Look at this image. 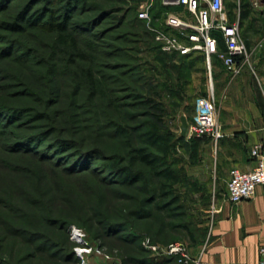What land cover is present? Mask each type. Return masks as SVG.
<instances>
[{
    "label": "rangeland",
    "instance_id": "1",
    "mask_svg": "<svg viewBox=\"0 0 264 264\" xmlns=\"http://www.w3.org/2000/svg\"><path fill=\"white\" fill-rule=\"evenodd\" d=\"M70 4L69 27L61 32L51 13L61 17ZM132 4L0 3V264H137L133 259L146 253L133 233L165 246L184 241L185 218L195 226L202 220L204 144L211 141L182 138L181 117L193 120L211 77L203 58L185 69L180 57L152 51L147 26L125 19ZM214 74L220 122L240 110L262 113L252 122L264 123V65L255 56L241 78L229 77L220 63ZM151 89L163 94L164 131L172 144L164 161L175 164L178 174L167 181L162 206L165 180L137 152L143 146L140 128L150 119ZM118 126L127 133L117 134ZM78 150L89 154L79 157ZM225 171L219 167L217 176L227 183ZM176 195L183 207L172 204ZM39 244L56 256L40 252Z\"/></svg>",
    "mask_w": 264,
    "mask_h": 264
},
{
    "label": "crops",
    "instance_id": "2",
    "mask_svg": "<svg viewBox=\"0 0 264 264\" xmlns=\"http://www.w3.org/2000/svg\"><path fill=\"white\" fill-rule=\"evenodd\" d=\"M225 3L228 5V0ZM231 5V20L240 24L248 50L257 64L264 65V0H232ZM167 11L193 19L184 6L167 7L162 0H155L153 14L157 23H163ZM190 57L203 58L212 79L218 63L231 78H241L247 68L246 64L234 75L217 54L209 59L205 52H194ZM262 116V113L232 110L228 119L220 122L221 137L217 141L208 138L211 142L204 144V216L198 226L192 222L191 231L186 229L188 235L184 238L194 257L191 264H259V249L264 244V189L259 186L253 198L233 203L228 194L229 180L224 183L219 179L217 170L224 168L231 176L234 167L243 170L255 167L257 160L252 149L257 143L264 146V123L252 122V119ZM210 148L215 153H211ZM178 262L172 258H157L158 264H182Z\"/></svg>",
    "mask_w": 264,
    "mask_h": 264
},
{
    "label": "built area",
    "instance_id": "3",
    "mask_svg": "<svg viewBox=\"0 0 264 264\" xmlns=\"http://www.w3.org/2000/svg\"><path fill=\"white\" fill-rule=\"evenodd\" d=\"M138 1V17L146 21L147 26L155 34L163 51L190 55L194 52L206 53L210 59L212 54L223 61L234 74L242 71L249 63L250 51L243 36L240 24L232 22L226 9V0H162L163 5L184 6L193 19L189 20L173 11H167L163 23H157L153 14L155 0ZM215 30H220L219 36ZM222 38L225 48H220ZM210 91L198 97L193 120L190 122L188 136L208 137L217 141L222 135L219 121L217 95L213 79L210 78ZM257 164L250 170L234 167L228 182L229 199L233 203L253 198L259 186L264 189V146L257 143L252 149ZM143 245L155 254L174 256L182 264H191L194 257L184 241L171 242L162 246L153 243L150 237L143 239ZM259 264H264V244L259 249Z\"/></svg>",
    "mask_w": 264,
    "mask_h": 264
},
{
    "label": "trees",
    "instance_id": "4",
    "mask_svg": "<svg viewBox=\"0 0 264 264\" xmlns=\"http://www.w3.org/2000/svg\"><path fill=\"white\" fill-rule=\"evenodd\" d=\"M4 1V0H0V3ZM131 2H134V4H132L131 6H129V8L125 9L124 12H128L127 15H125V19L128 21V23L132 24L133 26H147V23L145 20L140 19L138 17V7H139V3L136 0H129ZM72 3H78L80 4L82 2V0H71ZM74 4H70V6H68V8L65 9V13L63 16H58L55 13H53L54 11H52V15L51 17L54 19V25L61 30V32H65L68 30V25H69V20L70 17L68 16V11L69 9L73 6ZM107 11V9H105V12ZM244 12V11H243ZM112 13V11H111ZM243 14V13H242ZM48 15V12L43 13V15L38 16L37 14V18H35L34 23H41L42 20H44ZM104 17H108L107 15ZM103 17V18H104ZM229 17L230 20L232 19V10L229 11ZM33 18H31V20H33ZM63 19V20H61ZM61 20V21H60ZM232 21V20H231ZM233 22V21H232ZM147 31H146V38L151 39L150 41H152L154 43V46H152L150 49L152 51H158L160 54H162L163 56H165L166 58H173L175 59L176 57H180L182 60H184V62L181 64V68H185V69H191L195 62L196 59L195 57H190V55H179L177 53H168L162 50L161 48V44L159 41L156 40L155 38V34L152 30L149 29V27L147 26ZM220 40V48L224 49L225 48V44L222 41L221 37H218ZM76 40V39H74ZM150 42V43H152ZM152 43V44H153ZM171 56V57H170ZM89 77L92 78V81L95 82L93 76L90 75V72H88ZM150 92L153 93V95H151L148 99H147V105L148 108L150 110H148V115L150 116L149 120H146V124L143 125L140 128L141 131V138H142V143L143 146L137 148V152H138V156L140 158V160L146 164L147 166H149L159 177H161L162 179L165 180V182L162 183V187H163V192L160 194L161 198L160 201H162L160 203V206H162L164 203H167L168 201V192L167 191V185H169V183L167 182L168 180L170 181H174L177 179L178 174L176 171V167L175 164L174 166H168L167 162L164 161V158L166 157V155L169 153V151L172 149V144L170 143V140L168 139L165 131H164V124H165V108L163 106V102L161 100V97H163V94L160 93L159 91L153 90L151 89ZM119 127V126H118ZM117 134H122L124 135L125 133H127V130L125 127L120 126L119 130H117ZM182 138H184L185 136H182ZM200 138H208V137H200ZM64 146L65 143L63 144ZM151 149H156L158 150V154L155 155L154 153L150 152ZM76 154L79 155V157H86L88 156L89 152H85V150H78L75 152ZM91 154V153H90ZM86 162V161H85ZM85 162H79L78 165H82L83 168L82 169H90V165H87V163ZM112 171L113 167L111 168V166H107V170ZM114 170V169H113ZM116 173V169L114 170ZM122 175V176H121ZM118 176L120 177H124L126 176L125 171L121 170L120 173L118 174ZM130 176V175H129ZM133 175H131L132 178ZM135 176H137L135 174ZM130 178V179H131ZM128 179V177L126 178ZM129 179V180H130ZM168 183V184H167ZM174 203H178L179 207H183L182 202H180V198L179 195H176L175 197H173L171 199ZM192 222H190L189 220H184L183 222V226L185 229H188L189 232L191 231L190 227ZM133 235L135 236V240L141 241V249L142 251H144L146 254L143 257L140 258H135L133 259L134 261H136L137 264H158L157 263V259L155 258V256L153 255L152 250L146 248L143 245V239L146 237L145 234H135L133 233ZM32 239V238H31ZM152 240L154 241V239L152 238ZM45 245L43 244H39L38 245V249H40V252H45L48 253L49 256H51L52 258H54L56 255L54 253L48 252L49 249L44 250ZM44 250V251H43ZM163 256V255H162ZM167 256V258H172V259H176V257L174 256ZM164 257V256H163ZM178 261V260H177Z\"/></svg>",
    "mask_w": 264,
    "mask_h": 264
},
{
    "label": "water",
    "instance_id": "5",
    "mask_svg": "<svg viewBox=\"0 0 264 264\" xmlns=\"http://www.w3.org/2000/svg\"><path fill=\"white\" fill-rule=\"evenodd\" d=\"M215 32L219 35V36H223V33L222 31L220 30H215ZM181 120H182V126H181V129H182V136H186L188 134V129H189V125H190V122L188 120V117L186 115H183L181 117Z\"/></svg>",
    "mask_w": 264,
    "mask_h": 264
},
{
    "label": "bare ground",
    "instance_id": "6",
    "mask_svg": "<svg viewBox=\"0 0 264 264\" xmlns=\"http://www.w3.org/2000/svg\"><path fill=\"white\" fill-rule=\"evenodd\" d=\"M73 231H74V233L75 234H77L79 237H80V235H82L81 234V230L79 229V228H74L73 229ZM85 233V232H84ZM85 238V237H84ZM88 239H90L89 237H88ZM85 240V239H84ZM91 241V240H90ZM88 242H89V240H88ZM90 243V242H89ZM84 253V252H83ZM84 256V255H83ZM87 256V255H86ZM92 257H94V256H92ZM87 258V257H86ZM89 258V257H88ZM98 258V257H97ZM100 258V257H99ZM91 260V259H90ZM96 260V259H95ZM97 262V261H96ZM99 263V262H98ZM92 264V263H91Z\"/></svg>",
    "mask_w": 264,
    "mask_h": 264
}]
</instances>
